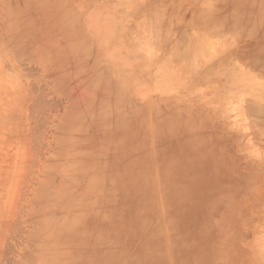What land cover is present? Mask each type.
Here are the masks:
<instances>
[{
  "label": "rangeland",
  "instance_id": "1",
  "mask_svg": "<svg viewBox=\"0 0 264 264\" xmlns=\"http://www.w3.org/2000/svg\"><path fill=\"white\" fill-rule=\"evenodd\" d=\"M263 19L0 0V264H264Z\"/></svg>",
  "mask_w": 264,
  "mask_h": 264
},
{
  "label": "bare ground",
  "instance_id": "2",
  "mask_svg": "<svg viewBox=\"0 0 264 264\" xmlns=\"http://www.w3.org/2000/svg\"><path fill=\"white\" fill-rule=\"evenodd\" d=\"M261 7V6H260ZM262 9V8H261ZM260 9V10H261ZM262 11V10H261ZM247 12V11H246ZM258 13H260V14H262V12H259V9H258ZM257 13V15H260V14H258ZM251 14V13H250ZM254 14V13H253ZM252 14V15H253ZM251 15V16H252ZM255 15V14H254ZM75 16V15H74ZM247 16V15H246ZM261 17L263 16V15H260ZM227 18V17H226ZM237 19H238V17H236ZM255 18V17H254ZM221 19V18H220ZM236 20V19H235ZM264 20V19H263ZM232 21H233V18H232ZM237 21V20H236ZM240 21V20H239ZM240 23V22H239ZM242 24V23H241ZM235 25V24H234ZM233 25V26H234ZM240 25V24H239ZM238 25V27L239 28H242L241 26H239ZM243 25V24H242ZM239 28H237V29H239ZM251 30V29H250ZM158 33V32H157ZM257 33V32H256ZM241 34V33H240ZM156 35V34H155ZM17 36V35H16ZM115 36V35H114ZM237 36V35H236ZM240 36V35H239ZM251 36V35H250ZM101 37H102V35H101ZM255 37V36H254ZM241 38V37H240ZM13 40V39H12ZM19 41V40H18ZM14 43V42H13ZM17 43V42H16ZM21 43V42H20ZM20 46V45H19ZM21 47H22V45H21ZM24 47V46H23ZM13 49H16V48H13ZM13 52V51H12ZM15 53H17V52H15ZM15 55V54H14ZM18 55V54H17ZM20 56H22V54L20 55ZM22 57H24V56H22ZM16 58V57H15ZM259 58V57H258ZM261 58V57H260ZM19 59V58H18ZM20 59H21V57H20ZM111 59V58H110ZM113 63H115L114 61H113ZM116 63H119V62H116ZM262 63H264V62H262ZM112 64V63H111ZM259 64H260V62H259ZM112 66H113V64H112ZM119 68V67H118ZM263 68V70H264V67H262ZM114 69V68H113ZM112 69V70H113ZM263 70H262V72H263ZM239 74V73H238ZM108 75V74H107ZM113 75H114V73H113ZM238 75H236V77H237ZM241 77V76H240ZM107 78V77H106ZM245 79V78H244ZM102 81V80H101ZM113 86H114V84H113ZM120 87H121V85H120ZM246 87V86H245ZM249 88V87H248ZM112 89H113V87H112ZM250 89V88H249ZM243 91H246V90H244L243 89ZM249 91V90H248ZM112 92V91H111ZM261 94V93H260ZM263 94V93H262ZM264 96V95H263ZM262 96V97H263ZM259 97V100L261 99L260 98V96H258ZM264 98V97H263ZM264 101V100H263ZM262 101V102H263ZM103 103V102H102ZM254 103H256V102H254ZM113 104V103H112ZM112 104H109V105H112ZM261 105V104H260ZM257 107H258V104L256 105ZM104 107V106H103ZM111 107V106H110ZM112 107H116V106H112ZM254 108V107H253ZM111 108H109V110H110ZM118 109V108H117ZM260 109V108H259ZM119 110V109H118ZM118 110H115L114 112H113V110H112V112H111V114L113 113V115H114V113H119L120 111H118ZM100 111V110H99ZM118 111V112H117ZM252 111V110H251ZM108 112V111H107ZM106 112V113H107ZM110 112V111H109ZM100 113H101V111H100ZM103 113V112H102ZM105 113V112H104ZM102 114V115H104L105 116V114ZM120 114V113H119ZM257 114V113H256ZM95 115H97V114H95ZM102 115L101 116H94V117H101L102 118ZM110 115V114H109ZM109 115L106 117L107 118V120H108V117H109ZM112 115V116H113ZM117 115V114H116ZM121 115H122V111H121ZM261 116H262V114H260ZM115 116V115H114ZM126 116V115H125ZM123 117H124V115H123ZM100 118V119H101ZM257 118H258V116H257ZM95 119V118H94ZM110 119V118H109ZM259 119H260V117H259ZM91 121H93V120H91ZM263 121V120H262ZM101 122V121H100ZM55 166V165H54ZM54 168V167H53ZM47 169H49V168H47ZM47 171H49V170H47ZM46 172V171H45ZM59 173V172H58ZM51 182V181H50ZM44 185H46V184H44ZM50 186V185H49ZM53 187V186H52ZM46 188V187H45ZM49 190V189H48ZM50 190H53V189H50ZM46 192V191H45ZM47 194H49L48 192H46ZM44 194V193H43ZM45 195V194H44ZM43 196V195H42ZM41 196V197H42ZM47 196V195H46ZM39 197H40V195H39ZM45 199H46V197H45ZM56 202H57V200H56ZM66 210V209H65ZM32 217H33V215H31ZM53 217V216H52ZM51 220V219H50ZM36 228V227H35ZM35 231V230H34ZM38 232V231H37ZM39 233V232H38ZM34 234V233H33ZM32 234V235H33ZM36 235H38L37 233H36ZM91 236V239H89L88 238V241H86V242H89V243H91V244H93V245H95V244H97L98 243V241H99V239H98V235H94L93 233L90 235ZM32 240H33V237H32ZM31 240V241H32ZM30 241V242H31ZM34 241V240H33ZM29 246H31V245H29ZM37 246V245H36ZM43 246H44V244H43ZM43 246H41V248L40 249H42V251H43ZM49 246V245H48ZM54 246V245H53ZM65 246V245H64ZM38 247V246H37ZM55 247H57L56 245H55ZM51 248V247H50ZM39 249V248H38ZM28 250H31V249H28ZM32 251V250H31ZM37 251V250H36ZM41 251V250H40ZM185 251H186V249H185ZM47 252H49V253H51L50 251H47ZM41 254H42V252H41ZM46 254V253H45ZM55 254V253H54ZM43 255V254H42ZM46 257V256H45ZM47 257H49V254H48V256ZM100 260H101V254H94L93 255V258H90V262H91V264H106V262H107V260H103V261H101L100 262ZM27 262H30V261H27ZM37 262V261H36ZM99 262V263H98ZM121 262V261H120ZM116 263H119V261L118 260H115V261H113V262H111V263H108V264H116ZM33 264V263H32Z\"/></svg>",
  "mask_w": 264,
  "mask_h": 264
}]
</instances>
